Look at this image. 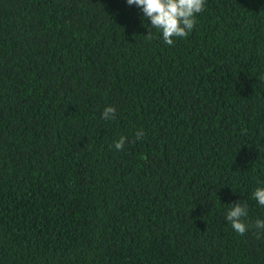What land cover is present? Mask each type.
Returning a JSON list of instances; mask_svg holds the SVG:
<instances>
[{"label": "trees", "instance_id": "1", "mask_svg": "<svg viewBox=\"0 0 264 264\" xmlns=\"http://www.w3.org/2000/svg\"><path fill=\"white\" fill-rule=\"evenodd\" d=\"M196 19L169 46L126 0H0V264H264L225 218L264 219V0Z\"/></svg>", "mask_w": 264, "mask_h": 264}, {"label": "clouds", "instance_id": "2", "mask_svg": "<svg viewBox=\"0 0 264 264\" xmlns=\"http://www.w3.org/2000/svg\"><path fill=\"white\" fill-rule=\"evenodd\" d=\"M129 6L135 5L142 10L143 18L151 22V28L157 29L163 41L172 46L175 38H187L197 24V15L205 10V0H126ZM147 38L151 40L149 31ZM102 118L106 121L116 118V108L109 105L104 108ZM144 136L142 130L137 131L136 138ZM127 141L126 136H121L114 143L117 150H123ZM252 198L264 207V187H257L252 193ZM247 203L232 204L226 213V220L238 234L244 235L249 228L264 230V219H257L254 224L247 223Z\"/></svg>", "mask_w": 264, "mask_h": 264}]
</instances>
